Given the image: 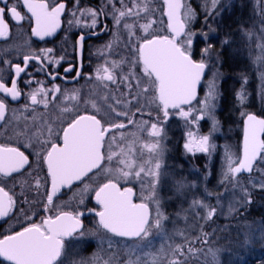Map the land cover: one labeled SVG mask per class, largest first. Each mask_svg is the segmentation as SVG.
<instances>
[{
    "label": "snow or ice",
    "instance_id": "obj_1",
    "mask_svg": "<svg viewBox=\"0 0 264 264\" xmlns=\"http://www.w3.org/2000/svg\"><path fill=\"white\" fill-rule=\"evenodd\" d=\"M75 2L78 4L79 0ZM153 3L154 0H102L99 10L76 8L69 11L72 19L67 23L70 28L90 29L89 35L105 31L113 35L112 41L97 50L96 55L103 63L97 64L94 74L82 73L81 59V70L72 77L78 82L83 75L89 86L88 98L83 101L79 88L69 92L54 83L58 73L48 72V65H59L64 57L56 58L53 48L23 55L22 65L5 61L11 64L15 75L10 87L2 74L4 70L0 69V93L13 101L22 95L18 79L29 68L30 62H37L35 71L47 73L53 81L50 87H45L44 81H37L32 73H27L31 78L24 83H35L37 87L25 93L27 102L20 109H12L9 115H6L9 107L5 99L0 98V128L12 131L8 142L0 143V218L9 217L17 202L16 193L5 186V178L14 179V174L23 176L26 166L32 168L26 151L35 157L37 165L33 169L36 175L28 172L29 180L34 184L28 183L27 188L30 190L34 186L37 194L45 189L42 210L51 213L41 217L39 223L25 216L27 226L0 238V257L11 264H189L191 257L199 255H203L206 264H221L219 249L208 247L205 251L213 233L204 232L203 225L191 229L198 232L195 236L186 235V230L175 226L171 230L166 227L165 221L169 217L163 211L159 195L161 187L169 180L177 194L195 186L183 177L176 179L168 171L165 125L172 115H179L190 124H198L209 117L212 131L219 129L215 111L220 95L217 81L222 73L214 72L204 97L201 100L197 97L198 86L209 67L205 61L215 58L219 63L220 59L211 44L202 50L201 60L192 58L196 33L187 28L195 12L186 0H161L160 11L167 17L168 35L152 31L160 19L156 17L157 9ZM205 3V21L210 16L213 19L219 16L215 10L221 0H205ZM208 3L210 8H207ZM0 4L4 5L0 7V38L9 36V25L4 19L7 15L15 22L34 21L31 32L41 40L54 36L61 28V17L67 7L66 0H53L51 5L48 0H16L11 6L7 0H0ZM20 7L29 15L22 14ZM261 14L264 16V7ZM105 17H111L112 29ZM100 24L103 27L97 32ZM138 31L140 35H137ZM121 32L126 37L123 41ZM244 34L250 40L254 35L250 31ZM200 35L207 39L209 33L201 32ZM84 41L85 34L81 31L75 45L81 57ZM229 43L227 39L221 41L222 46ZM117 47L121 48L119 53ZM257 47L261 54L254 62L264 66V39ZM115 55L120 59H111ZM73 67L70 64L64 71L72 72ZM260 78L264 98V71ZM244 82L247 83L246 78ZM238 97L241 104L246 102L247 94L243 88ZM38 105H43L45 111L38 113ZM28 112H31L30 116L24 115ZM145 115L148 119H144ZM241 115L246 116L242 155L234 156L225 150L220 183L229 192L239 186L242 201L234 200V203L247 207L252 203V193L237 178L241 173L252 174L254 171L264 176V167H261L264 165V118L251 113ZM14 143L20 144L25 151L12 146ZM183 147L187 153L206 154L210 159L217 145L212 142L211 132L198 135L189 131ZM41 171L43 177L39 176ZM93 176L106 182L90 188L84 181ZM75 182L83 184L73 197H78L77 210L64 211L62 209L69 204L57 206L55 199L62 189H71ZM121 183L138 185L139 194L132 186L121 187ZM249 185L264 190V179L255 182L250 179ZM90 190L94 192L99 208L79 210L85 205L84 197ZM20 195H24L23 188ZM216 195L217 206L196 199L191 201V209L203 210L201 219L205 222L212 221L217 215L221 194ZM25 202H28L26 196ZM236 210L229 205L230 212ZM86 213L95 214V229L85 227L83 217ZM259 235L264 237V224H261ZM177 237L181 238V243H176ZM89 238L98 239L97 250L85 257L81 253L89 245ZM116 238L125 242L122 248ZM197 241L201 247H196ZM249 244L250 241L245 239L242 247Z\"/></svg>",
    "mask_w": 264,
    "mask_h": 264
},
{
    "label": "rangeland",
    "instance_id": "obj_2",
    "mask_svg": "<svg viewBox=\"0 0 264 264\" xmlns=\"http://www.w3.org/2000/svg\"><path fill=\"white\" fill-rule=\"evenodd\" d=\"M186 3L190 4L195 12L194 19L188 24L189 30L196 33L193 37L191 54L201 60L202 50L208 44H211L220 59L219 63L215 58H209L205 61L209 67L198 100H201L207 92V83L213 78L212 74L216 71L222 73L221 78L217 81L220 95L215 111V117L219 121V129L212 131V120L209 117L204 118L206 121L205 131L199 123H189L187 128V133L192 131L198 135H208L211 132L212 142L217 145V148L210 159L206 154H200V157L194 156L192 162H195V167H190L188 170L186 181L190 185L200 186V188H207L211 191L212 195H206L204 202L210 206H217V195L213 191L221 195L217 215L213 217L212 221L205 222L201 219L204 212L199 208L191 209L189 206L182 210H166L162 206L164 213L169 217L165 221V225L169 230L174 226L177 229L186 230V235L190 234L191 236L198 234L197 231L191 229L203 225L204 232L213 233L209 237V244L205 246V251L208 247L219 249L221 264H243L246 257H252L256 253L260 255L264 250V237L259 235V229L264 221L254 216L251 211L255 208L264 210V190L253 189L249 185L250 179L255 182L264 179V176L255 171L252 174L238 176L239 183L243 184L252 193V203L247 207L234 203V200L242 201L239 186L234 191L229 192L225 190L226 186L221 184L220 181L225 161V150L227 149L234 156L242 155L243 121L246 116L241 115V113H264V98L261 96L260 78L264 66L254 62L255 58L261 54L257 44L261 42V39H264V16L261 14L264 0H259V2L258 0H221L215 10V12H219V16H216L215 19L210 16L207 21H205V0H186ZM207 8H210V3L207 4ZM215 12L213 13L214 16ZM232 12L235 14L231 16ZM229 17H232L230 21H228ZM229 23H231L232 28ZM248 31L254 33L251 40L244 34ZM201 32L209 33L207 39L200 35ZM225 39L230 43L222 46L221 41ZM225 60L231 63V68L225 64ZM226 69L231 70V72L229 71L230 74L226 73ZM245 78L247 83L244 82ZM225 81H227L225 84L230 89L231 99L228 103H223L222 86ZM242 88L247 94V100L244 104L240 103L238 97V93ZM224 105L230 109L228 119L234 121L232 129L223 128L221 112ZM226 112L224 109L225 116ZM230 134L233 135L232 139ZM198 165L200 168L197 167ZM261 167H264V165H261ZM227 187L231 189V184H228ZM230 204L237 210L230 212ZM196 213H199V216ZM245 239H248L250 244L242 247V242ZM116 240L122 248L125 242L119 238H116ZM181 242V238L177 237L176 243ZM97 243L98 239L94 238L91 253L97 250ZM196 247H201L199 241H197ZM104 255L106 258L107 254ZM123 258L124 254L122 253L121 259ZM189 264H206V262L203 255H199L191 257Z\"/></svg>",
    "mask_w": 264,
    "mask_h": 264
},
{
    "label": "flooded vegetation",
    "instance_id": "obj_3",
    "mask_svg": "<svg viewBox=\"0 0 264 264\" xmlns=\"http://www.w3.org/2000/svg\"><path fill=\"white\" fill-rule=\"evenodd\" d=\"M15 2L16 0H7L9 6H11ZM48 2L51 5L53 3V0H48ZM66 3H67V7L65 13L61 17L62 20L61 28L57 30L54 36L45 37L43 40H41L39 37L34 36L31 32L32 27L35 26L34 21L25 19L24 21L15 22L12 19H9L7 15H5L4 19L9 25L10 32L7 38H0V69L4 70L2 74L5 77V82L8 84L9 87L11 86V80L15 78L14 71L11 69V64L21 63L22 65L23 55H30L33 52L38 53L40 49L53 48L55 50L54 56L56 58H59L60 56L64 57V60H62L59 65H55V64L48 65V69H47L48 72H52L54 74L58 73L54 83L60 85L62 90H68L69 92L74 88H79L81 101L88 98L87 89L89 86L85 84L83 75L81 76L78 82L74 81L72 77L75 76L76 71L81 70L80 69L81 59L83 62L82 73L94 74V70L97 64L103 63V59L98 58L96 55L97 50L101 49L105 44L112 41L113 35L109 31L101 32L99 35H89L88 33L91 31L90 29H86V28L79 29L75 27L70 28L67 23L69 19H72V17L69 15L70 10H74L76 8H81V9L91 8V9L99 10L102 0H79L78 4H76L75 0H66ZM2 6L4 5L0 4V7ZM117 6L119 7V5ZM153 6L157 9L156 17L160 19H158L157 24L153 25L152 31H154L156 34L159 35H168L169 32L167 30V17L163 16L162 12L160 11L162 7L161 0H154ZM19 10L25 16L29 15L26 12V9H24L23 7H20ZM234 12H232L231 16L235 14ZM230 19H232V17H229L228 21H230ZM104 20L108 24L109 29H112L111 17H105ZM229 25L232 28L231 23H229ZM102 27L103 24L98 25L96 31L99 32L100 28ZM187 30H189V27L187 28ZM81 31H83V33L85 34L82 57L80 50L75 47L78 39V35L80 34ZM140 34L141 33L138 31L137 35ZM120 36H121V41L126 39L123 32L120 33ZM116 51L119 53L121 51V48L117 47ZM126 54L127 53H125V55ZM192 58L196 61L200 60L198 57L194 55H192ZM111 59L119 60L120 56L115 55L112 56ZM5 61H10L11 64H7L5 63ZM227 61L228 60H225V64L230 66L231 63ZM70 64L74 66L73 71L65 72L64 69L69 67ZM36 67H38L37 62L35 61L30 62L29 68L26 70L25 73H22L21 77L18 79V87L22 93L21 97L18 100L13 101L11 97H7L5 96V94L0 93V98L5 99L9 107V113L6 115H9L12 109L22 108L23 105L27 102L24 94L37 87L35 83H33L32 85H28L24 83L25 80L31 78L28 76L27 73L29 72L32 73V76H34L35 80L37 81H44L45 87H50L53 84V81L47 75V73L35 71ZM207 70L208 68L205 71V75L199 87L197 99H199L202 93L204 80L207 75ZM229 71L231 72V70ZM229 71L226 69V73H228ZM225 83H227V81H225L222 86L223 98L226 95L225 91L230 90L229 86L227 87ZM193 104H195V101L193 102ZM224 109L227 112H226V116L224 117L225 122H223L224 125L223 128L232 129L234 126L233 125L234 121L228 119V114L230 113V109L229 107H225ZM36 111L39 113L45 111V109L43 108V105H38L36 107ZM222 113H224V110L221 112V115ZM153 114L155 115V113ZM256 114H258V112ZM17 115H20V113H17ZM24 115L30 116L31 112L24 113ZM258 115L261 114L259 113ZM22 119L23 117H21V121ZM137 119H139V115L137 116ZM144 119H148L147 115L144 116ZM205 122L206 121L204 119L199 121V124H201L200 127H202L203 130L204 129L206 130V128L204 127ZM188 124L189 123H186L184 118L180 117L179 115H172L169 117L165 125L168 136L166 142L168 152L165 157V163L168 164V166H170L168 171L176 179H180L181 177L186 179L188 177L186 174L188 173L190 167H195L194 165L195 162H192L194 160L193 159L194 156L200 157L201 154V153H197L195 155H192L190 153H187L183 147L187 139ZM243 125H244V121H243ZM0 133H2V135H0V143H7L8 137L12 135V131L10 129L0 128ZM230 138L231 139L233 138L232 134H230ZM12 146L21 147V150L25 151L24 147H22L20 144L14 143ZM25 154L29 156V162L32 164V168L28 169V167L26 166L27 171H25L23 176H18L14 174L15 177L14 179L5 178V186L6 188H9L16 193L17 202H16V208L14 209L13 213L10 214L9 217L0 218V238H2L4 235L11 234L14 231L21 230L22 226H27L28 220L24 219L25 216H28L31 218L32 221L39 223L41 217L47 214H51V213H45L42 210V202L44 200V196L42 194L45 192V189L42 188L40 190L41 194H37L34 186L30 190L27 188L28 183L34 184L33 181L29 180L28 172H33V169H35L37 165L35 163V157L30 154V151H26ZM197 167L200 168L199 165ZM33 175H36V173L33 172ZM91 175L92 174H90V176ZM39 176L43 177L44 172L43 171L39 172ZM104 182H106L105 179H100L95 176H93L91 180L85 179L84 181V183L90 185V188H94L98 184ZM125 186L134 187L137 194H139L138 185L136 184L125 185L121 183V187H125ZM82 187L83 184H81L80 182H75L71 189L68 188L62 189L61 192L58 194V198L55 199V204L57 206H63V204L67 202L69 204V207H64L62 210L64 211L77 210L75 205L77 204L78 197L77 199H73V197L74 194L80 192ZM22 188L24 190V195H20V193L22 192ZM205 190H207V193L211 192L207 188H200V186L197 187L194 186L186 189L183 194H177L172 188L171 181L169 180L164 183L163 187H161L159 191V195L162 200V206L166 208V210H182L188 208L191 204V201L194 199L205 202V197H206ZM213 192L219 194L216 191ZM25 196L27 197L28 202H25ZM84 199H85V205L81 207L79 210H83L84 207L96 208V209L99 208V205L96 203L94 199L93 191L90 190L86 194ZM135 199L136 198L134 197V200ZM33 213H35V215H33ZM96 219L97 218L95 217L94 213H86L85 217H83L85 227L90 229H95ZM93 243H94V238H89V245L85 246L82 249L81 254L83 256L85 257L91 256L92 254L91 249L93 248ZM0 264H11V262L4 260L3 257H0Z\"/></svg>",
    "mask_w": 264,
    "mask_h": 264
},
{
    "label": "trees",
    "instance_id": "obj_4",
    "mask_svg": "<svg viewBox=\"0 0 264 264\" xmlns=\"http://www.w3.org/2000/svg\"><path fill=\"white\" fill-rule=\"evenodd\" d=\"M229 67L231 68V66H229ZM228 73H230V72H228ZM225 92H226V95L223 98V103L224 102L228 103V101H230V99H231L230 98V91L226 90ZM224 108H225V105H224ZM224 108H223V110H224ZM260 114L262 116H264V113H260ZM221 117H222L223 122H225L224 113H222ZM251 211H252L254 216H257L264 221V210L259 209V208H255ZM252 213H251V215H252ZM246 258L243 260L244 261L243 264H264V250L262 251V253L260 255H258V253H256L254 256H252V257L248 256ZM248 258H250V259H248Z\"/></svg>",
    "mask_w": 264,
    "mask_h": 264
},
{
    "label": "water",
    "instance_id": "obj_5",
    "mask_svg": "<svg viewBox=\"0 0 264 264\" xmlns=\"http://www.w3.org/2000/svg\"><path fill=\"white\" fill-rule=\"evenodd\" d=\"M206 71V70H205ZM204 75H205V73H204ZM202 82V81H201ZM200 85H201V83H200ZM200 85L198 86V91H199V87H200ZM251 114H255V115H257V116H259V117H261V118H264L263 116H261V115H258V114H256V113H251ZM245 121H246V117H245V119H244V125H245ZM244 125H243V136H244ZM241 150H243V138H242V148H241ZM242 174H248V173H241V174H239V175H242Z\"/></svg>",
    "mask_w": 264,
    "mask_h": 264
}]
</instances>
